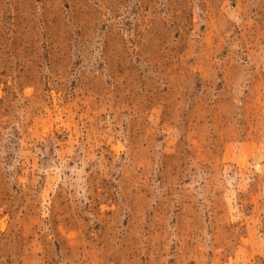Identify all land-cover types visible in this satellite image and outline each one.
I'll list each match as a JSON object with an SVG mask.
<instances>
[{"label":"rangeland","instance_id":"obj_1","mask_svg":"<svg viewBox=\"0 0 264 264\" xmlns=\"http://www.w3.org/2000/svg\"><path fill=\"white\" fill-rule=\"evenodd\" d=\"M0 264H264V0H0Z\"/></svg>","mask_w":264,"mask_h":264}]
</instances>
